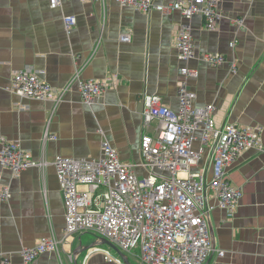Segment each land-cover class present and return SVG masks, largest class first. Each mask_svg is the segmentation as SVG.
Listing matches in <instances>:
<instances>
[{"label": "crops", "instance_id": "1", "mask_svg": "<svg viewBox=\"0 0 264 264\" xmlns=\"http://www.w3.org/2000/svg\"><path fill=\"white\" fill-rule=\"evenodd\" d=\"M220 14L212 30L202 15L185 19L179 11L144 13L119 0H107L105 7L70 0L56 9L50 0H0V139L19 141L36 159L50 162L58 155L98 158L106 139L123 162L139 163L140 140L146 131L145 97L157 94L177 111L183 83L196 93L197 106L214 104L212 116L218 125L264 128V0H222ZM65 15L77 17L70 31ZM242 19L243 24L238 23ZM185 24L195 45L189 61L179 57L176 47ZM122 34H130L131 41L122 42ZM211 53L225 55L226 62L210 64L203 56ZM76 55L84 64V79L118 78L92 105L82 101L77 85L57 107L10 91L13 74L26 67L63 88L75 73ZM234 61L237 68L232 70ZM185 66L196 69L198 77L184 75ZM47 128L56 139L45 140ZM155 128L154 122L147 131L153 133ZM262 146L263 150L243 152L227 168L243 197L234 214L216 208L209 215L214 252L206 264H264V130ZM212 157L205 161L208 168ZM137 172L145 173L141 168ZM3 184L10 187L11 197L0 200V264L5 259L22 264L24 247L53 235L60 252L41 254L33 264H126L121 253L131 264L139 260L135 252L101 243L102 238L92 232L65 237L64 196L54 165L45 171L33 167L18 177L6 169ZM86 235L92 236V243H87ZM94 243L98 244L85 250ZM94 248L110 252L112 260Z\"/></svg>", "mask_w": 264, "mask_h": 264}, {"label": "built area", "instance_id": "2", "mask_svg": "<svg viewBox=\"0 0 264 264\" xmlns=\"http://www.w3.org/2000/svg\"><path fill=\"white\" fill-rule=\"evenodd\" d=\"M65 1L50 0L53 9ZM98 2L104 7L107 0H79ZM123 6L150 13L164 14L179 11L185 19L202 15L209 29H215L221 17L222 0H175L159 3L157 0H119ZM244 20H238L243 24ZM67 31L77 24L75 15H65ZM130 42V34L120 36ZM235 46L232 41L231 47ZM179 57L189 61L195 56L193 35L187 24L180 27L176 37ZM74 56L75 73L63 87L57 88L45 80L37 70L26 67L16 71L10 91L20 97L52 102L57 107L65 95L78 86L82 101L92 105L102 97L117 75L105 79H84V64ZM203 58L212 65L226 62L220 53L205 54ZM237 68L236 61L231 69ZM189 77H198V71L189 66L182 68ZM180 107L172 110L162 103L157 94L147 95L143 121L146 131L140 140L141 160L125 163L118 149L109 140L102 142L98 158H79L58 155L53 162L36 159L19 141L0 139V200L11 197L10 187L3 184L4 171L10 170L18 177L24 170L38 167L46 170L54 165L65 205V237L92 232L106 238L121 250L134 253L144 264H206L214 252L209 229V215L216 208L232 215L243 197L241 188L233 185L227 168L243 152L263 150V126H239L234 123L218 125L212 116L214 104L204 107L194 102L196 93L185 83L179 88ZM156 123L155 132L147 130ZM201 132V136H198ZM45 140L56 139L49 128ZM199 145L196 147V142ZM213 155L211 166L205 161ZM145 171L140 175L137 169ZM211 172V173H210ZM214 202L212 203L211 201ZM96 251H104L94 248ZM46 252H60L59 240L53 235L40 239L34 246L21 250L22 264L33 262ZM105 258L112 260L110 252ZM220 251V255H224ZM122 263L120 259L117 260ZM2 264H12L5 259Z\"/></svg>", "mask_w": 264, "mask_h": 264}, {"label": "water", "instance_id": "3", "mask_svg": "<svg viewBox=\"0 0 264 264\" xmlns=\"http://www.w3.org/2000/svg\"><path fill=\"white\" fill-rule=\"evenodd\" d=\"M209 229H210V233L212 234L213 232H212V228H211V226H209ZM101 240H102L101 243L108 244V245L112 246L113 248L117 249L118 251H121L120 248L117 247V246H116L114 243H112L110 240H108V239H106V238H102ZM96 244H98V243H94L93 245L87 246V247L85 248V250H88L89 248L95 246ZM75 253H76V252H75ZM121 255L123 256V258H124L126 264H131L130 261H129V259H128V257H127L124 253H121ZM76 263H77V262H76Z\"/></svg>", "mask_w": 264, "mask_h": 264}, {"label": "rangeland", "instance_id": "4", "mask_svg": "<svg viewBox=\"0 0 264 264\" xmlns=\"http://www.w3.org/2000/svg\"><path fill=\"white\" fill-rule=\"evenodd\" d=\"M93 235H95V236H97V237L99 236V235H97V234H93ZM99 237H100V236H99ZM85 238L89 239V241H88L87 243H92V242H91L92 236H90V235H86ZM134 252H135V253H139V252H140V248H139V247H136V248L134 249ZM138 259H139V258H138ZM134 264H144V263H142L141 260L139 259V260H136V262H135Z\"/></svg>", "mask_w": 264, "mask_h": 264}]
</instances>
